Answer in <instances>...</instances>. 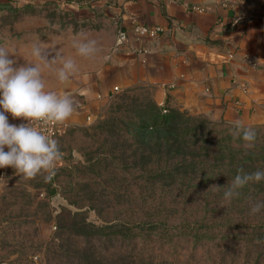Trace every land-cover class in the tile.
Instances as JSON below:
<instances>
[{
    "label": "rangeland",
    "instance_id": "rangeland-1",
    "mask_svg": "<svg viewBox=\"0 0 264 264\" xmlns=\"http://www.w3.org/2000/svg\"><path fill=\"white\" fill-rule=\"evenodd\" d=\"M225 2L236 14L264 15V0ZM81 35L97 41L96 55L77 54L72 42ZM110 35L109 25L80 21L57 0H0V46L14 52L10 56L14 67L39 64L46 90L64 92L75 81L74 76L99 65ZM34 46L41 49L47 62L33 54ZM56 53L73 58L78 66L66 83L56 76L60 66ZM141 109L156 110L151 92L125 90L102 100L97 110L80 122L61 124L54 139L62 158L56 161L50 179L45 178L46 173L26 179L10 166L0 168V264H48L46 245L70 212L97 223L98 214L130 221L139 220L144 212L157 214L161 220L167 214L175 216L169 218L166 230L178 234L169 241L158 239L157 233L145 240H105L100 247L104 264H264V208L251 213L253 204L264 202V180L249 182L230 204L221 206L223 193L238 170L243 169L239 174L264 171V124L245 125L256 132L255 146L248 149L242 138L233 134V122L214 121L179 108L159 112L178 110L184 116H194L193 123L202 122L201 131L210 130L213 138L200 149L195 147L201 154L185 157L194 164L181 168L169 182L150 177L154 165H144L137 161L138 155H130L145 148L131 125ZM156 141L161 138L154 133L147 143ZM56 194L75 209L55 206L51 197ZM156 207L160 212L156 213ZM57 214L62 216L57 219ZM192 221L197 225L191 233L173 227ZM119 254L130 258L119 260L115 257Z\"/></svg>",
    "mask_w": 264,
    "mask_h": 264
},
{
    "label": "crops",
    "instance_id": "crops-1",
    "mask_svg": "<svg viewBox=\"0 0 264 264\" xmlns=\"http://www.w3.org/2000/svg\"><path fill=\"white\" fill-rule=\"evenodd\" d=\"M57 1L78 20L111 28L99 65L56 92L74 101L64 124L80 122L115 93L138 88L148 89L162 111L264 124V15L236 14L225 0ZM136 25L160 30L138 36ZM119 30L126 32L122 42ZM5 115L10 124L26 121Z\"/></svg>",
    "mask_w": 264,
    "mask_h": 264
},
{
    "label": "clouds",
    "instance_id": "clouds-1",
    "mask_svg": "<svg viewBox=\"0 0 264 264\" xmlns=\"http://www.w3.org/2000/svg\"><path fill=\"white\" fill-rule=\"evenodd\" d=\"M72 43L81 57H92L99 51L97 41L87 35H81ZM13 54V51L0 46V168L10 166L26 179H34L45 173V178L50 179L55 173L56 161L62 158L58 141L30 125L35 122L64 124L74 112V101L68 93L61 95L46 90L39 64L14 67L15 60L10 58ZM33 54L47 62V58L41 56L39 47L34 46ZM56 56L60 61V66L55 70L56 76L66 83L79 70L78 66L71 57L64 58L61 53H56ZM5 113H10L14 118H23L28 123L10 124ZM233 127V134L242 138L246 148L255 146L256 132L253 128L245 126L241 120L233 121ZM239 173H243V169L238 170L223 193L224 203L221 206L230 204L249 182L264 180V171ZM261 208H264V202H257L251 206V213L255 214Z\"/></svg>",
    "mask_w": 264,
    "mask_h": 264
},
{
    "label": "trees",
    "instance_id": "trees-1",
    "mask_svg": "<svg viewBox=\"0 0 264 264\" xmlns=\"http://www.w3.org/2000/svg\"><path fill=\"white\" fill-rule=\"evenodd\" d=\"M153 106L156 108L154 112H151V109L138 111L137 121L131 124L136 131V138L141 142V145H145V148L140 151L135 149L130 155H138L139 160L137 161L144 165L155 166L150 168V177L154 179L164 178L171 182L182 171L181 168L185 170L186 167L194 164L191 161L187 162L185 157L201 154L195 147L200 149L202 143L210 139L213 140V138L210 137V130L206 133L201 131V128H203L202 122L200 124L193 123L194 119L192 117L194 116L189 114L184 116L183 112L181 113L178 110L160 114L162 108L157 106L154 101ZM154 133L157 134L158 139L161 138V142L156 141L154 144L149 145L147 142ZM121 155L123 157L125 153L122 152ZM175 159L178 162L170 164ZM181 160H184V162H181ZM161 161L164 162L163 166L160 165ZM54 193L56 192L52 191V194ZM92 209H96L95 204L92 205ZM148 209L150 210V208ZM156 209L152 208V211L160 212L159 207H156ZM77 213L70 212V214H67L66 223L58 224V230L53 233V241H48L46 245L47 254L44 257L46 263L104 264L100 247H104L105 240L119 238L123 240L134 238L145 240L157 233L158 239L169 241L174 237L172 235L176 236L178 234V232H167L166 227L169 225V218L175 219V216H169L168 214L161 220L160 216H155L157 214H145L146 212H144V214H140L142 218L135 221L119 218L112 220L98 214L99 222L97 223L88 220L86 215ZM60 216L62 215L57 214L56 218L58 219ZM196 225L197 221H192L186 226L179 227L175 225L173 227L178 228V231L185 228L191 233ZM164 230L166 232H163ZM262 235L264 236V232ZM125 255L119 254L115 257L123 261L130 258L129 255Z\"/></svg>",
    "mask_w": 264,
    "mask_h": 264
},
{
    "label": "built area",
    "instance_id": "built-area-1",
    "mask_svg": "<svg viewBox=\"0 0 264 264\" xmlns=\"http://www.w3.org/2000/svg\"><path fill=\"white\" fill-rule=\"evenodd\" d=\"M134 31L138 36H147V35H156L158 31L160 30L157 27H150L146 25H136L134 26ZM117 37L119 42H122L126 38V32L123 30H119L117 33ZM165 112L166 110L163 109ZM28 121H21L18 122L17 125H20L22 123L26 124ZM30 126L37 127L40 131H42L45 135L55 138L56 135L59 133L61 124L60 123H50V122H35Z\"/></svg>",
    "mask_w": 264,
    "mask_h": 264
},
{
    "label": "water",
    "instance_id": "water-1",
    "mask_svg": "<svg viewBox=\"0 0 264 264\" xmlns=\"http://www.w3.org/2000/svg\"><path fill=\"white\" fill-rule=\"evenodd\" d=\"M51 200L55 206H64V207H67V208L72 209V210L75 209L68 202H66V200L63 197H61L60 195L56 194V195L52 196Z\"/></svg>",
    "mask_w": 264,
    "mask_h": 264
}]
</instances>
